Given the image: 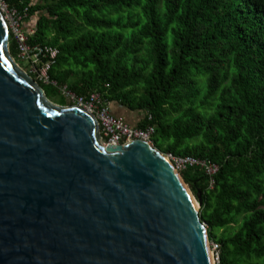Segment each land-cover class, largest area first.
<instances>
[{"label":"trees","instance_id":"16d2710c","mask_svg":"<svg viewBox=\"0 0 264 264\" xmlns=\"http://www.w3.org/2000/svg\"><path fill=\"white\" fill-rule=\"evenodd\" d=\"M4 1L37 17L29 45L59 49L58 87L143 112L159 152L219 167L213 185L180 172L220 264H264V0Z\"/></svg>","mask_w":264,"mask_h":264},{"label":"water","instance_id":"95a60500","mask_svg":"<svg viewBox=\"0 0 264 264\" xmlns=\"http://www.w3.org/2000/svg\"><path fill=\"white\" fill-rule=\"evenodd\" d=\"M0 9V264H212L186 181L153 144L102 142L10 49Z\"/></svg>","mask_w":264,"mask_h":264},{"label":"built area","instance_id":"2783aa9c","mask_svg":"<svg viewBox=\"0 0 264 264\" xmlns=\"http://www.w3.org/2000/svg\"><path fill=\"white\" fill-rule=\"evenodd\" d=\"M0 9L2 10L10 27V35L12 34L16 40L19 58L28 61L30 74L36 77V81L45 85L58 87L57 83L50 77V70L58 56L59 49L52 45H36L28 44V39L36 32V22H32V18L27 19V10L20 13L4 1L0 0ZM67 98L70 99L72 105L83 108L87 112L95 115L100 123L102 142L105 146H123L137 140L152 144V137L156 133V127L149 125L146 128L134 127L123 119L116 118L112 113V103L102 99L100 94L94 93L89 97H81L71 93L66 86L58 87ZM152 120V117L150 118ZM168 158L174 160L175 168L180 171L186 170L189 167L200 166L210 178L211 184H214V177L219 172V167L209 163L208 161L198 158H176L173 155H168ZM173 162V161H172ZM207 226V225H206ZM213 247H219L213 243L211 252L215 255L216 264H220V251H214ZM215 248V250H216Z\"/></svg>","mask_w":264,"mask_h":264},{"label":"rangeland","instance_id":"374dc122","mask_svg":"<svg viewBox=\"0 0 264 264\" xmlns=\"http://www.w3.org/2000/svg\"><path fill=\"white\" fill-rule=\"evenodd\" d=\"M0 7H1V6H0ZM36 20H37V17H33V18H32V22H33V23H35ZM18 61L20 62V65L22 66L23 70H24L27 74L30 75V70H29V68H27V66H28V61H26V60H22L21 58H18ZM21 63H22V64H21ZM57 88H58V87H57ZM57 88H56V89H57ZM57 90H58V92H56L55 94H53V95L51 96V100H52V102H55V103L66 102L67 104L72 105V102L70 101V99L67 98L66 95L62 93V91L60 90V88H58ZM113 107L116 108V107H117V104H114ZM133 114H135L136 116H138L137 119H136V120L139 119L138 122L144 118V113H143V112H137V111H135V112H133ZM166 157H168V155H166ZM172 161H173V165H174V160L172 159ZM178 172H179L180 175H181L180 170H178ZM187 185H188V184H187ZM188 188L190 189V191H191L192 194L194 195V193H193V191L191 190V188H190L189 185H188ZM194 198H196V200L198 201V199H197V197H196L195 195H194ZM198 203H199V205H200V202H199V201H198ZM210 244L213 246V242H210ZM215 248H216V247H215ZM215 248L213 247L214 251H217V253H218V252L220 251V247H217L216 250H215Z\"/></svg>","mask_w":264,"mask_h":264},{"label":"crops","instance_id":"0c3cea01","mask_svg":"<svg viewBox=\"0 0 264 264\" xmlns=\"http://www.w3.org/2000/svg\"><path fill=\"white\" fill-rule=\"evenodd\" d=\"M114 103H112L111 109H112V113L116 118L119 119H123L125 122H127L128 124L132 125V126H136L139 122L137 119L138 116H136L135 114H133L132 111L117 105V107H113Z\"/></svg>","mask_w":264,"mask_h":264},{"label":"bare ground","instance_id":"6f19581e","mask_svg":"<svg viewBox=\"0 0 264 264\" xmlns=\"http://www.w3.org/2000/svg\"><path fill=\"white\" fill-rule=\"evenodd\" d=\"M106 147V146H105ZM190 190V189H189ZM191 192V191H190ZM191 194H192V192H191ZM192 198H193V200H194V203H195V205H196V207L197 208H199V203H198V201L196 200V198H194V195L192 194ZM211 258H212V264H216V260H215V255H214V253H213V251H212V256H211Z\"/></svg>","mask_w":264,"mask_h":264}]
</instances>
